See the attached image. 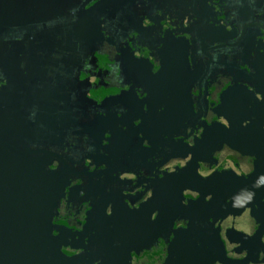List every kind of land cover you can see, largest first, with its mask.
<instances>
[{"label": "crops", "instance_id": "obj_1", "mask_svg": "<svg viewBox=\"0 0 264 264\" xmlns=\"http://www.w3.org/2000/svg\"><path fill=\"white\" fill-rule=\"evenodd\" d=\"M263 130L264 0H0V264H263Z\"/></svg>", "mask_w": 264, "mask_h": 264}, {"label": "water", "instance_id": "obj_2", "mask_svg": "<svg viewBox=\"0 0 264 264\" xmlns=\"http://www.w3.org/2000/svg\"><path fill=\"white\" fill-rule=\"evenodd\" d=\"M163 166V165H162ZM162 166H160L159 168H158V171H160V174H159V179H158V183H157V185H156V187H154L153 188V190H151V191H149L148 192V194L145 196V198L143 199V200H140V202L137 204V206L133 209V210H135V212H134V214H135V220H136V222L134 223V224H132V225H134V226H131V227H136V226H138V224L142 221V218H141V216L142 215H144V214H146V216L145 217H148V218H153L155 215H156V212H154L155 214H151V212H146L145 211V209L146 208H148V205H147V203L154 197V195L156 194V193H158L159 191H160V189L161 188H157L158 186H168V184H166V177H165V173H164V175H163V173H162ZM161 168V169H160ZM160 169V170H159ZM189 169H190V171L188 170H185L184 169V166H183V170H184V172L187 174V173H190V172H194L195 171V169L194 168H192V167H190L189 166ZM196 169H200V166L199 165H197L196 164ZM207 170H211L210 168L209 169H207ZM218 170V172H220V169H215L214 171H217ZM191 179L188 177V178H183V182H182V184L178 187V188H176V190L177 191H180V190H183V189H189V190H195V189H193V187H191L190 185H188V183H190L191 184ZM157 188V190H155ZM239 189H242V186H240L239 187ZM155 190V191H154ZM211 199H212V196L210 197V198H208L207 200H208V202H207V204H209V202L211 201ZM182 201L183 200H181L180 202L182 203ZM253 201V200H252ZM179 201H177V202H175V203H180ZM195 204H197V202H195V201H193ZM237 210H238V206L236 205V206H234L233 208H232V210L230 211V212H228V214L225 216V217H223V218H221V219H223L222 220V222H221V231L223 230V229H226L225 228V226H227V225H241V226H247V227H244L245 228V230H246V232H247V234H248V236H249V238L250 237H252L253 236V234L254 233H250V231L253 229V227L251 226V225H249V224H247V223H240V222H238V217H240L239 215H238V212H237ZM160 213V212H159ZM254 213V212H253ZM223 215H221L220 217H222ZM159 218V217H158ZM201 218H202V216L200 217V221H201ZM252 219H253V221H255V216H252L251 217ZM195 219V218H194ZM220 219V220H221ZM202 222V221H201ZM205 222V221H204ZM200 223V224H203L204 226H207V223ZM197 224H199V222L197 223ZM196 223H195V221H193V223L192 224H189V226H191V227H193L194 229H192V230H194L195 232H192V230L190 231V232H192L193 234H196V235H198L199 234V231H198V228L196 227V225H197ZM131 230H132V228H131ZM253 232V231H252ZM123 236V235H122ZM107 237H109V239H110V242H111V246H113V247H115V246H117V245H121V246H123V247H125V250H126V252H128V251H131L132 250V246H131V244L130 243H128V242H126V241H124V237H126V236H123V238H121V237H119L118 236V234H116V233H108V235H107ZM248 241H250V242H252L250 239L248 240ZM105 243H106V245H107V248L108 247H111V246H108V244H107V241H105ZM221 244H223V248H224V252H223V254H222V257H224V254H226L227 255V252H228V249H230L229 247H228V245H227V243L226 242H221ZM197 247V255H196V258L199 260L202 256H204L203 254L205 253V251H203L202 250V246H196ZM258 248L259 249H262L263 250V248L261 247V245H259L258 246ZM111 252H112V250H110ZM217 252V251H216ZM215 252V253H216ZM219 252H220V249H219ZM219 254V253H218ZM218 254H216V255H218ZM205 257H208L209 258V256H208V254H206L205 253ZM219 257V256H218ZM193 259H195L194 258V255H193ZM45 261V263L44 264H50V263H48L46 260H44ZM199 262V261H198ZM197 262V260H195L194 261V263H198ZM263 264H264V260H263V262H262ZM118 264H124V263H118ZM128 264H131V262L130 263H128ZM198 264H200V262L198 263Z\"/></svg>", "mask_w": 264, "mask_h": 264}, {"label": "flooded vegetation", "instance_id": "obj_3", "mask_svg": "<svg viewBox=\"0 0 264 264\" xmlns=\"http://www.w3.org/2000/svg\"><path fill=\"white\" fill-rule=\"evenodd\" d=\"M94 3H95V2H93L92 4H94ZM57 62H58L59 65H61V60H59L58 58H57ZM55 71H58V70L56 69ZM79 73L81 74V76H84V75L87 74V73H86V70H85V69H82V68L79 70ZM263 132H264V130H263ZM262 139L264 140V137H263V136H262ZM186 156H189V157H190L191 154H190V153H187ZM192 157H193V156H192ZM190 158H191V157H190ZM162 165H164V161H162V160H160V161L157 160V162H156V164H155V167H154V170H152V171L154 172V174H155L156 181H157V179H158L157 176L159 177V174H160V171H158V168H159L160 166H162ZM160 169H161V168H160ZM160 169H159V170H160ZM137 180H138V179H137ZM157 183H158V182H155V184H153L152 188H151L149 191H151L154 187H156ZM203 210L206 211V210H209V209L204 207ZM159 212H160V213H159ZM164 212H166V211L161 210V209H158V211L156 212V215H155L153 218L151 217V218H148V219H150V220L152 219L151 221H154V220L156 221V220L158 219V217H159V218L162 220L163 227H164V228H167V225H165L164 222H163V220L165 221L166 219L162 217V214H164ZM200 212H201V211H200ZM205 213H206V212H205ZM205 213H204V211H203V214H202V212H201V216H203ZM154 214H155V213H154ZM159 215H161V216H159ZM128 226H133V225L130 224V225H128ZM157 226H159V225H157ZM160 226H161V224H160ZM201 226L204 227L203 224H201ZM206 227L210 229V226L207 225ZM162 229H163V228L160 227V228L158 229V230H159L158 232L160 233V231H161ZM170 234H171V230L169 229L168 236H167L166 240H168ZM155 235H156V234H153V235H152V238H154ZM118 236H119V235H118ZM149 236H151V235L146 236V238L149 237ZM121 238H123V237H121ZM159 238H160V237H158V239L156 240V243H157V244H159V242H161V241L163 240V239H161V238L159 239ZM158 240H159V241H158ZM124 241H125V238H124ZM161 245H162V244H161ZM161 245H160V246H161Z\"/></svg>", "mask_w": 264, "mask_h": 264}, {"label": "rangeland", "instance_id": "obj_4", "mask_svg": "<svg viewBox=\"0 0 264 264\" xmlns=\"http://www.w3.org/2000/svg\"><path fill=\"white\" fill-rule=\"evenodd\" d=\"M76 260H77V259H73L71 262H72V263H76Z\"/></svg>", "mask_w": 264, "mask_h": 264}]
</instances>
